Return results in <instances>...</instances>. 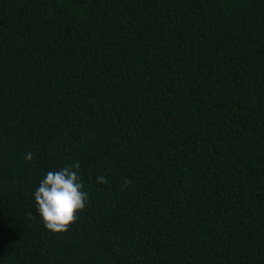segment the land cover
Returning <instances> with one entry per match:
<instances>
[{
  "label": "trees",
  "instance_id": "obj_1",
  "mask_svg": "<svg viewBox=\"0 0 264 264\" xmlns=\"http://www.w3.org/2000/svg\"><path fill=\"white\" fill-rule=\"evenodd\" d=\"M0 264H264V0H0Z\"/></svg>",
  "mask_w": 264,
  "mask_h": 264
},
{
  "label": "clouds",
  "instance_id": "obj_2",
  "mask_svg": "<svg viewBox=\"0 0 264 264\" xmlns=\"http://www.w3.org/2000/svg\"><path fill=\"white\" fill-rule=\"evenodd\" d=\"M33 157L34 153L28 152L24 158L31 161ZM79 167L77 161L69 167L48 171L33 192L36 212L45 227L53 232L66 231L76 220L77 213L87 205L89 194L84 189ZM96 180L97 183L107 182L104 176H98Z\"/></svg>",
  "mask_w": 264,
  "mask_h": 264
}]
</instances>
